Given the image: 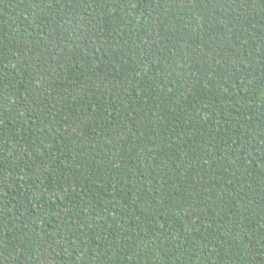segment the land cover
Here are the masks:
<instances>
[{
	"label": "trees",
	"instance_id": "1",
	"mask_svg": "<svg viewBox=\"0 0 264 264\" xmlns=\"http://www.w3.org/2000/svg\"><path fill=\"white\" fill-rule=\"evenodd\" d=\"M0 264H264V0H0Z\"/></svg>",
	"mask_w": 264,
	"mask_h": 264
}]
</instances>
